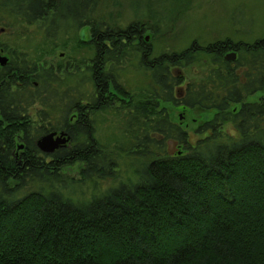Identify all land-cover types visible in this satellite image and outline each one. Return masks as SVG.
I'll return each mask as SVG.
<instances>
[{
    "label": "trees",
    "instance_id": "obj_1",
    "mask_svg": "<svg viewBox=\"0 0 264 264\" xmlns=\"http://www.w3.org/2000/svg\"><path fill=\"white\" fill-rule=\"evenodd\" d=\"M100 2L0 0V17L42 22L52 47L88 26L92 51L72 71L23 50L0 65V264H264V95L249 100L264 91V37L235 42L233 61L226 39L154 56L144 33L156 27L106 24ZM132 58L141 95L119 81ZM81 64L91 80L70 84ZM196 64L207 70L188 80ZM167 105L212 116L191 132ZM103 111L121 115L126 146L95 138ZM52 131L70 138L45 153L37 140ZM125 160L136 178L103 188ZM87 182L103 190L74 198Z\"/></svg>",
    "mask_w": 264,
    "mask_h": 264
},
{
    "label": "rangeland",
    "instance_id": "obj_2",
    "mask_svg": "<svg viewBox=\"0 0 264 264\" xmlns=\"http://www.w3.org/2000/svg\"><path fill=\"white\" fill-rule=\"evenodd\" d=\"M95 14L98 18H106V24L117 23L122 28H126L135 20L147 26H155L156 32L153 33L154 30L151 29L144 33L150 39L153 38L151 52L154 56L164 50H169V53L180 51L196 41L199 45L207 47L218 39L231 38L235 42L247 43L264 37V0H101L95 9ZM0 18H3L0 19V29L4 28V31L0 32V44H2L0 56L7 57V60L13 53L23 50L35 58L42 56L45 64L56 65L61 62L69 70L73 68L72 65H75L74 62L78 57L87 59V65L92 64V61H89L92 51L84 46L91 36L88 26L63 34L58 40L56 39L57 45L52 47V43L45 39L42 22L27 26L15 20H8L6 15ZM127 63L129 64L126 65L121 77L119 76V81L134 90L135 94L141 95L146 84L145 70L141 67L139 59L132 58L125 64ZM206 70L204 65L196 64L186 70V77L188 80L201 77ZM91 78L88 69L81 64L79 73L73 74L69 83L76 84L80 79L90 81ZM82 87H84L83 91L93 88L92 84H84ZM263 95L264 91H261L249 100H259ZM167 107L171 112V118L182 123L191 132L192 128L202 123L204 118L212 116V113L207 111L192 110L184 105H167ZM92 121L96 139L102 140V143L108 144L111 148L116 144L126 146L127 139L121 129L123 126L120 114L96 112L93 113ZM121 164L118 170L121 177L111 181L102 180L103 188L116 185L120 180L129 183L136 178L129 160L122 161ZM72 169L71 176L79 179L78 166H73ZM101 186L87 182L86 185L78 186L74 198H89L101 192L103 190ZM81 187H84L87 196H79Z\"/></svg>",
    "mask_w": 264,
    "mask_h": 264
},
{
    "label": "water",
    "instance_id": "obj_3",
    "mask_svg": "<svg viewBox=\"0 0 264 264\" xmlns=\"http://www.w3.org/2000/svg\"><path fill=\"white\" fill-rule=\"evenodd\" d=\"M4 28L0 29V32H3ZM150 37L146 36V40H149ZM0 61L2 64H6L7 57L0 56ZM70 136L66 132L57 133L56 131L49 132L41 136L37 140V146L39 149L45 153H52L56 149L64 146L69 140Z\"/></svg>",
    "mask_w": 264,
    "mask_h": 264
},
{
    "label": "flooded vegetation",
    "instance_id": "obj_4",
    "mask_svg": "<svg viewBox=\"0 0 264 264\" xmlns=\"http://www.w3.org/2000/svg\"><path fill=\"white\" fill-rule=\"evenodd\" d=\"M227 40L226 42L232 43L233 47H231V49H229L227 52L224 53V58L227 61H233L237 58L238 56V51L237 48L234 46L235 41L231 38H224V39H218V40ZM10 59L7 60L6 64H8ZM6 64H2L1 65H6Z\"/></svg>",
    "mask_w": 264,
    "mask_h": 264
},
{
    "label": "bare ground",
    "instance_id": "obj_5",
    "mask_svg": "<svg viewBox=\"0 0 264 264\" xmlns=\"http://www.w3.org/2000/svg\"><path fill=\"white\" fill-rule=\"evenodd\" d=\"M146 38V37H145Z\"/></svg>",
    "mask_w": 264,
    "mask_h": 264
}]
</instances>
